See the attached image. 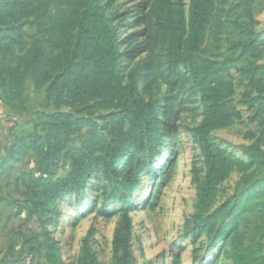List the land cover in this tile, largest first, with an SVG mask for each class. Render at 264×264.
<instances>
[{
    "label": "rangeland",
    "instance_id": "rangeland-1",
    "mask_svg": "<svg viewBox=\"0 0 264 264\" xmlns=\"http://www.w3.org/2000/svg\"><path fill=\"white\" fill-rule=\"evenodd\" d=\"M98 1L119 32L122 80L135 72L143 96L161 101V144L140 173L128 205L130 249L136 262L232 264L230 234L219 240L214 235L235 212V233L245 244L259 242L264 255V119L259 104V94L264 95V0H216L206 38L195 54L198 62L211 65L224 86L219 100L223 107L214 117L210 137L232 161V169L216 185L215 197L198 221L196 196L205 168L188 131L204 116L198 91L183 69L168 79V35L149 51L144 30L150 0ZM188 1L183 0L185 17ZM54 6L52 1L53 10ZM174 16L173 10L161 14L163 20ZM34 32L26 24L13 35L30 41ZM250 43L252 47L243 52ZM5 86L0 76V264H53L48 258L51 242L62 264H80L84 237L99 264H109L111 240L122 214L119 202L105 201L112 178L94 170L85 187L56 197L48 217L42 214L41 188L34 182L65 176L70 170L65 152L83 147L93 134L106 135L107 118L119 108L104 107L100 99L82 95L74 103L57 104L47 96L46 85L36 88L29 77L16 99L1 95ZM165 101L173 106L169 119L163 116ZM53 112L73 120L57 137L50 166L42 164L46 145L33 140L44 135ZM134 150L139 159H146L141 146ZM241 201L258 205L244 211ZM209 217L211 232L199 223Z\"/></svg>",
    "mask_w": 264,
    "mask_h": 264
},
{
    "label": "trees",
    "instance_id": "trees-1",
    "mask_svg": "<svg viewBox=\"0 0 264 264\" xmlns=\"http://www.w3.org/2000/svg\"><path fill=\"white\" fill-rule=\"evenodd\" d=\"M52 1L54 10L50 7ZM215 1L189 0L185 17L183 0H150L144 30L150 52L164 35H168V79L183 69L202 103L203 118L188 127L198 144L205 168L196 196L195 221L209 209L216 185L232 169V161L210 137L214 117L223 107L219 100L224 86L211 65L200 63L195 57L202 48L215 13ZM164 10H173L174 18L163 20L161 14ZM26 24L35 28L30 41L13 35ZM250 47L252 43L242 51ZM121 71L119 32L98 0H0V76L6 84L1 94L3 97L18 98L25 78L29 77L36 88L46 85L47 96L55 98L57 104L61 101L74 103L82 95L100 99L104 107L119 108L107 118L106 135L93 134L83 147L69 148L65 152L70 161V170L65 176L35 180L34 185L41 188L42 198L38 204L42 207V214L45 217L51 215L57 196L82 189L94 170L101 169L112 178L105 201H117L122 205V214L111 240L109 264H138L130 249L132 220L128 205L139 184L140 173L161 144V101L143 96L135 72L124 82ZM149 88L150 80L146 78L145 89ZM259 104L264 119V95L259 94ZM172 107L170 101H165V119L171 116ZM72 120L70 115L53 112L49 115L44 135L34 136V142L41 140L46 145L42 164L52 166L51 153L57 137ZM138 146L146 153L145 160L138 158L134 150ZM241 203H244V211L258 205ZM237 215L235 212L233 218L216 231L214 239L230 234L232 264H264L260 243L245 244L235 233ZM209 220L210 217L199 223L207 225ZM207 231H212L208 225ZM48 258L53 264H62L52 242ZM79 263L99 264L86 237L81 242Z\"/></svg>",
    "mask_w": 264,
    "mask_h": 264
}]
</instances>
